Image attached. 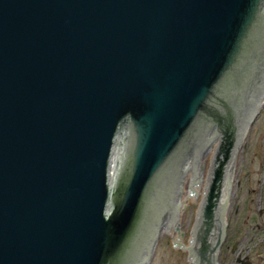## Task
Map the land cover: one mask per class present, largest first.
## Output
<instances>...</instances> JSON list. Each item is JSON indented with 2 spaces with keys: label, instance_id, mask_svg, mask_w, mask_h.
Instances as JSON below:
<instances>
[{
  "label": "water",
  "instance_id": "water-1",
  "mask_svg": "<svg viewBox=\"0 0 264 264\" xmlns=\"http://www.w3.org/2000/svg\"><path fill=\"white\" fill-rule=\"evenodd\" d=\"M263 88L264 0H0V264H144L197 196L219 264Z\"/></svg>",
  "mask_w": 264,
  "mask_h": 264
},
{
  "label": "rangeland",
  "instance_id": "rangeland-1",
  "mask_svg": "<svg viewBox=\"0 0 264 264\" xmlns=\"http://www.w3.org/2000/svg\"><path fill=\"white\" fill-rule=\"evenodd\" d=\"M239 153L240 161L233 175L236 181L231 187L232 201L226 211L227 230L218 261L219 264H236L235 259L241 256L264 264V106L241 144L238 156ZM254 172H258V176ZM197 205L198 202L192 200L183 216L182 236L187 243ZM236 240L239 246L235 252ZM189 257V253L173 247L164 235L149 264H191Z\"/></svg>",
  "mask_w": 264,
  "mask_h": 264
},
{
  "label": "bare ground",
  "instance_id": "bare-ground-1",
  "mask_svg": "<svg viewBox=\"0 0 264 264\" xmlns=\"http://www.w3.org/2000/svg\"><path fill=\"white\" fill-rule=\"evenodd\" d=\"M264 105V88H263V93H262V98H261V103H260V107H259V110L260 108ZM257 113H253L252 114V117H251V121H250V124L252 122V120L254 119L255 115ZM249 124V125H250ZM249 130V128H248ZM248 133V131H247ZM247 133H241V136H240V139H239V142H238V146H237V151L239 152L240 148H241V144L243 143V141L245 140V138L247 137ZM233 159H234V166H233V172H232V178L233 180L231 179V185H230V192H229V198H228V204L232 201L231 199V187L233 186V183H235L236 179L235 177H233L234 175V170L236 171L237 169V165H238V162L240 161V153H239V156H238V153H233ZM260 174V173H259ZM254 175L255 176H258V172H254ZM196 200L197 202L199 201V196L197 197H194L192 199H189V200H184V199H181L183 204L180 208V211L174 221V228H175V245L182 249L184 252L188 253V250H187V245L188 243L186 242V238L182 236V233H183V227L181 226L182 225V222H183V216H184V213L187 209V207L189 206V204L191 203L192 200ZM228 206V205H227ZM227 214V213H226ZM225 227H226V218H225V224H224V231H223V234L225 232ZM164 235H167L163 229V227L160 228L159 232H158V241H156L155 243L153 242V244L151 245V254L149 257H146L145 260H144V264H149V260L150 258L152 257L153 253H154V250L156 249L157 247V244L159 242V239L162 238ZM220 253H218V255H216V261H218V256H219ZM146 256V255H145ZM147 259H149L147 261ZM189 261L191 262V259L189 257ZM192 264V262H191Z\"/></svg>",
  "mask_w": 264,
  "mask_h": 264
},
{
  "label": "flooded vegetation",
  "instance_id": "flooded-vegetation-1",
  "mask_svg": "<svg viewBox=\"0 0 264 264\" xmlns=\"http://www.w3.org/2000/svg\"><path fill=\"white\" fill-rule=\"evenodd\" d=\"M237 241V240H236ZM234 244L235 247V252L237 251L238 248V241ZM236 264H256V262H254V260L250 259L249 257H245L242 258L241 256H237V258L235 259Z\"/></svg>",
  "mask_w": 264,
  "mask_h": 264
}]
</instances>
